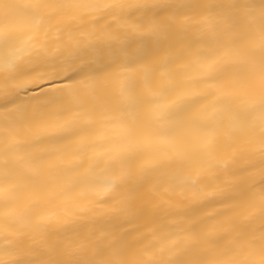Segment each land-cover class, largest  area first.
Here are the masks:
<instances>
[{
    "label": "snow or ice",
    "instance_id": "1",
    "mask_svg": "<svg viewBox=\"0 0 264 264\" xmlns=\"http://www.w3.org/2000/svg\"><path fill=\"white\" fill-rule=\"evenodd\" d=\"M0 264H264V0H0Z\"/></svg>",
    "mask_w": 264,
    "mask_h": 264
}]
</instances>
